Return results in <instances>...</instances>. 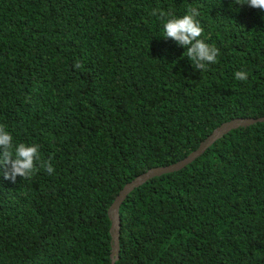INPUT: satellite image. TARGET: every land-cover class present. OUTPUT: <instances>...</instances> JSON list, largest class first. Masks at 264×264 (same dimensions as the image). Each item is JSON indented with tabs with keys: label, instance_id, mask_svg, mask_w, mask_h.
<instances>
[{
	"label": "trees",
	"instance_id": "trees-1",
	"mask_svg": "<svg viewBox=\"0 0 264 264\" xmlns=\"http://www.w3.org/2000/svg\"><path fill=\"white\" fill-rule=\"evenodd\" d=\"M190 7L220 53L207 71L151 15ZM262 117L264 12L232 0H0V125L54 168L0 176V264H113L110 208L128 183L224 123ZM120 224L115 264H264V122L144 182Z\"/></svg>",
	"mask_w": 264,
	"mask_h": 264
},
{
	"label": "clouds",
	"instance_id": "clouds-1",
	"mask_svg": "<svg viewBox=\"0 0 264 264\" xmlns=\"http://www.w3.org/2000/svg\"><path fill=\"white\" fill-rule=\"evenodd\" d=\"M232 4L245 6L264 12V0H232ZM151 15L166 19L163 24L164 39H171L178 45L183 46L186 56L191 61L192 66L200 71H207L208 66L217 63L219 50L214 45H209L200 39L204 29L196 19L200 12L196 7H190L187 14L177 18L169 12L159 8L153 9ZM76 68H81L82 64L77 61ZM234 77L239 81H246L248 73L236 71ZM39 167L48 174L54 172L50 160H42L39 153V146L36 144L26 145L25 143L13 144L12 135L6 130L4 125H0V176L4 180L16 183L17 178L31 179Z\"/></svg>",
	"mask_w": 264,
	"mask_h": 264
},
{
	"label": "water",
	"instance_id": "water-1",
	"mask_svg": "<svg viewBox=\"0 0 264 264\" xmlns=\"http://www.w3.org/2000/svg\"><path fill=\"white\" fill-rule=\"evenodd\" d=\"M257 122H264V117L258 118V119H244V118H238L234 119L232 121H229L227 123H224L222 126L217 128L210 137L201 144L198 150L192 152L188 157L183 159L182 161L166 166V167H159L154 168L148 171L145 174H142L141 176L134 179L132 182L128 183L120 192V194L115 199L114 203L112 204L110 208V214L112 218V237L114 239V261L113 264H115L116 260L119 258V252H120V246H119V237H120V207L122 203L125 201L127 196L133 192L136 188L140 187L144 182L147 180L161 176L166 173H172L174 171H179L183 168H185L188 164H190L192 161H194L197 157H199L201 154L204 153V151L211 146L217 139H219L224 134L237 129L239 127L243 126H249L252 124H255Z\"/></svg>",
	"mask_w": 264,
	"mask_h": 264
}]
</instances>
